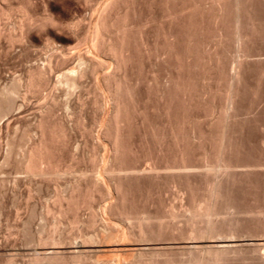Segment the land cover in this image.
Here are the masks:
<instances>
[{"label":"bare ground","instance_id":"obj_1","mask_svg":"<svg viewBox=\"0 0 264 264\" xmlns=\"http://www.w3.org/2000/svg\"><path fill=\"white\" fill-rule=\"evenodd\" d=\"M45 1L47 5L48 2H50V0ZM76 1L79 2V0ZM80 1H84V3L88 5L94 3L96 5L98 2V6L96 7L95 5H89L91 8L94 7L95 9L90 8L93 10L94 14L92 16L90 15L91 20L85 25V20L83 21L82 19H77V21L75 20L68 23L60 22L53 18L48 13L50 10L48 11L47 9H44L46 11L44 17H40V15L38 16L33 12L32 7L34 5V0H21L16 6L11 3V0H0V23L2 20L11 19L13 13H19L21 15L18 23L15 26L13 25L14 28H12L10 33H7V37L12 44L20 43L23 45L26 44L25 42L32 40L31 32H33V28L36 29L37 22L38 28L41 27L47 31L61 28L70 33V36L63 37V35L58 33V30H55L53 36L48 37L45 44L46 50L48 49L52 53L46 57L44 64L29 70L23 79L24 88L28 94H39L43 88L50 86L49 94L45 96L44 100H42L43 102L38 107L37 113L39 114V121L36 125V133L39 135L38 140L32 143L27 150L25 149L26 151L20 152L21 154H19L18 152L21 149L15 152L14 149L16 147L14 148V142L12 143V140L10 141L7 139L6 145L4 144L6 146V152L3 161L8 164L12 161L13 156H15L16 159L20 156L21 158L17 161L19 170L30 179V185L34 184L36 185L34 187H38L37 189L40 190L42 186H39L42 184V181L55 182V180H59L62 176L66 174L69 175L73 172L70 170V166V169L67 167V169L60 168V155L63 149H66L65 146L67 143L65 128L60 123V125L56 122L52 123V120L55 117L56 110L60 106H62L61 108H64L68 114L70 113V115L75 112L65 101V104L61 103V105L59 103L57 91H61L66 97H72L74 93L83 88V82L88 75L93 78L95 77V86L92 90L94 94L92 106H95V108L102 112V117L99 119L102 129L96 141L99 142L100 147L104 148L106 146L102 143L103 141L110 147L109 154L105 152L108 155L104 156L101 161L99 159L100 165L94 164L95 166L92 168V175L90 174V177L84 178L85 175L83 179L80 177L82 181L78 179L80 182L77 181V183L69 189L68 193L57 190L58 188L54 190L55 201L53 208L55 207L57 209L52 210H56L58 215H53L56 219H54V221L51 220V231L49 230V234L51 233V235L46 234L47 236L43 238L39 233L34 234L31 231L33 235L31 233L32 236L30 237L32 242L38 243L37 245L39 246L41 245L44 248L51 246V250L42 252L34 251L31 254L34 258L32 261H29V264H233L235 262H241L242 264H264V205L256 210H245V208H242L236 203L235 195L233 194V188L237 185L236 181L239 180V178L242 179L241 177L248 178V176L251 177L252 175H261L260 173L264 175V164L256 162V164L251 165H238L234 162L235 159L233 161L234 155L236 154L234 145L235 132L233 128L235 123L233 124L231 121L232 119L230 120L233 114L230 116L226 111L225 113L222 112L224 116H220V118L215 121H211L208 125L209 128L202 130L203 128L200 129L198 126L200 119L198 120V118L195 117L186 118L188 116L183 117V115L180 117L172 113L175 109L171 111L172 97L177 94L185 93L184 74L188 73H185L187 69H189V72H193V76H189L190 78H194V82L192 81L194 85L198 83L196 81L201 79V81L205 83L203 86H206L207 94H214L213 87L211 86L213 83L211 82L212 77H210V74H212L211 70L213 68L216 69V72L221 70V57L223 54L220 55L219 53L220 47H222L223 43L227 40H230L229 38L233 41L232 43H236L237 46L239 45L238 47H246L247 38L249 37V28L254 25L255 21H258V24L260 21H263V18L255 14V10L248 4L251 0H103L101 3H99L100 0ZM157 10H159V12H156ZM205 17L216 23V34L212 35V39L214 40L212 41L215 42L216 48H213V52L210 50L211 53L207 54V57L206 55L204 56V53L206 54L207 51L204 53V49L202 51V57L204 56V58L206 57L208 59L207 62L204 61L205 64L208 63V65L213 67L209 71V76L208 74L201 75L202 72H200L202 70H200V68L203 67L201 65L203 59L201 57V49L203 47L201 39L204 33L202 21ZM227 20L231 22L229 26L232 25V31L231 28H229L231 31L229 36L228 33L225 32L226 29L224 30L225 26H223L224 22L226 25L228 22ZM155 24L159 25V28L153 27ZM35 25L36 27H34ZM255 27L256 26H254V28ZM14 31L17 32L15 33L16 35H14ZM226 38L227 40L225 41ZM206 40L208 41L209 39ZM202 41L204 43L206 42L204 40ZM69 43H73L74 45H72L71 48L73 51L71 55L67 54V50L65 51L63 49L64 46H62L64 44H68L69 46ZM58 45L62 47L58 49ZM231 46H233V44ZM209 47L211 48V46ZM248 49L250 51V48ZM221 51L222 50H220V52ZM136 53L140 55L141 62H144V59L150 60L152 57H155L154 59H160L162 57V59L171 60L174 65V67H172L175 69L176 77H173V74L172 76H168L169 78L167 77L168 80H165L166 83L163 85V89L164 86H166L167 91H161L162 96H160L161 98L166 97L164 98V100H166L164 102V107H162L163 112L160 117L162 116L164 118L161 123V125L164 126L161 127L170 129L168 133L165 132L166 129L164 131L162 129V132L160 131V124L154 123L148 115V107L146 108L147 104L145 103L146 106L142 105L145 99L140 95V85L142 83L139 69L141 68H138V65H136L139 71L137 72L134 67ZM165 59L164 61L162 60L164 64ZM71 61H77V65L69 68V63ZM137 62L140 63L139 61ZM166 65L170 66L171 64L169 65L167 62ZM239 65L241 66V64ZM223 71H220V73L216 75V81L220 82L219 80H223L226 76V74L224 76L226 70L224 73ZM203 72L205 71L203 70ZM54 74H57V79L53 84L50 76ZM145 75L147 76V73ZM160 76L162 77V75ZM244 77L245 76H243V78ZM240 78V74L227 78L229 90L226 97L225 110H229L230 112L227 111L229 113L237 106L235 104L239 95L238 88L241 80ZM153 81L157 84V78H154ZM224 81H226V79H224ZM144 82L145 80L143 83ZM189 82H191V79ZM218 82L216 83L218 84ZM21 83L23 84V82ZM21 83L14 81L11 85L9 84L10 86L0 88L2 89L0 90V129L2 126L6 129H9L11 126L10 123H1L3 118L11 114V112H14L17 106V98L19 101V90L21 91L22 89ZM162 83L164 84V82ZM159 85L160 84H158V86ZM150 86H152V84ZM218 87L219 86H217V88ZM172 89L174 94H171ZM193 94L195 95V92ZM178 97L181 96L179 95ZM179 99L181 100V98ZM197 99L199 100V98ZM80 102L81 99L79 100V103ZM178 102L179 100L177 103ZM184 102L185 100L182 103ZM80 104L84 106L82 102ZM174 104L176 103L174 102L173 105ZM156 106L154 105L155 110ZM135 120L138 121L137 124H139L140 127H143L142 136L145 139L149 135L152 136L153 141L158 145L160 153L163 152V147L166 145L169 147L171 144L173 147H176L178 153H180V155H178V157L180 156V163L178 162L176 165H170V163L168 164L169 161L167 162V160H169L168 158L163 164L158 163L159 161L152 160L154 163H150L151 166L145 169H142L143 167L141 168V165L130 164V156L134 158L132 155L133 152H135L133 147L138 146H132L133 143L130 139L134 133V130L132 131L134 128L133 123L137 122ZM185 130H187L191 137L198 141V145H201L200 147L204 149V162L200 166L187 165L184 161L186 145H182V142L185 140L183 138ZM132 139H134V137ZM0 145L2 149V144ZM181 146H184V148H181ZM108 147L106 146L105 148L107 149ZM196 150H198V148ZM163 155L164 153L162 156ZM151 157L153 156L151 155ZM162 159H165V157ZM135 160L136 157L133 161ZM200 160L202 159H199V161ZM194 177H201L204 179L205 196L201 194V196H198L199 193L197 192L198 194L196 195L194 192V189H197L196 183L192 182ZM18 178L13 179L16 180V183L12 181L17 187V184L20 183V178ZM24 179L22 180L24 181ZM163 179L167 181L171 180L174 185H177V181L179 182V180H185L186 186L182 191H184L183 193L189 199L187 206L182 205L183 210L181 209L182 211L178 212L174 205L160 203V205L164 204L166 206H160L161 209L155 207V210H149L148 207V210L143 209V211L140 210L142 212L138 211L137 204L140 202V197L136 198L134 192L143 186L144 190H146V194H144L147 200H149L153 195V190H155L153 186L157 185V187H159L158 182ZM6 181H0V186L1 184H5ZM6 185L8 184L3 185V187ZM15 186H13L14 189ZM48 188L49 187L46 189ZM31 189L35 190V188ZM62 189L64 188L62 187ZM158 189L160 190V188ZM1 190H4V188L2 189L1 187ZM140 190L142 191V188ZM31 195L32 193L29 191V199ZM96 197L109 200V202L101 208L100 214L95 211V206L93 205L94 198L97 199ZM184 198H182V200ZM151 205L154 207V202ZM145 206H148V203H145ZM156 206L159 207V203ZM139 207L141 208V206ZM83 208H86L90 212V217L88 221L85 222L86 224H81V219L79 220V212ZM52 210L51 208H47V213H55ZM70 212H72V220L70 221H72V225L76 228V231H74L76 233L72 234L70 237L67 235H65L67 237H64L61 234L62 231L60 232L59 229L60 223L62 224L59 217L65 216ZM239 215H246L247 217L250 215V219L253 220L254 218L255 223L250 224L248 223L249 221L247 222L245 219L239 218ZM28 221H30V219ZM63 222H65V220H63ZM68 222L69 221H67V224ZM69 223L71 224V222ZM25 225L29 226L28 222H24L23 226ZM73 226L71 229H73ZM27 228L29 230V227ZM27 228L25 227L24 229ZM43 230H45V228H43ZM84 230L88 232L85 233ZM25 233L26 232L23 234ZM25 236L27 237V235ZM29 236L30 234H28V237ZM246 239L255 242L252 246H250V244L246 245L245 242V244L243 243ZM67 241L68 244H66ZM140 244H144L146 247L141 248L143 245L140 246ZM63 245L66 247L64 248ZM63 248L64 250H60ZM39 249L42 248L40 247ZM5 264H14V261L10 258Z\"/></svg>","mask_w":264,"mask_h":264},{"label":"rangeland","instance_id":"obj_2","mask_svg":"<svg viewBox=\"0 0 264 264\" xmlns=\"http://www.w3.org/2000/svg\"><path fill=\"white\" fill-rule=\"evenodd\" d=\"M15 1L11 0V3L14 6L19 4L21 0H19V1L15 0ZM102 1L103 0H100L99 3H101ZM255 2H256V4H255ZM251 3L253 4V6ZM248 4H250L252 9L255 10L254 11V12H256L255 14H257L261 18H263L262 19L263 21H260L259 24H258V21H255L254 25H252L249 28V35H248L249 37L247 38V45H246L247 48L246 47H243V48L238 47L239 45L237 46L236 43H235L236 45L234 43H232L233 41L229 37L228 38L230 40H227V38H226L225 41L226 40L227 41L225 43H223V45H222V47L224 49L222 47H220L221 48L220 50H222L223 53H222V51L220 52V50L217 48L219 50L220 55L223 54L221 57L222 62H221V70L220 71L222 72L223 70L224 71L226 70L225 73L223 71L224 76H225V74H226V76L223 78V80L222 79L219 80L220 82L216 81V78H217L216 75L218 73H220V71L216 72V69L211 67V65H208V63L205 64V62L208 61V59L206 58L207 54H210L211 51L212 52L214 51L213 48L214 49L216 48L215 42H213L214 40L212 39V35L216 34V29H215L216 23H214L213 20L208 19L207 17L203 18L205 21L204 20L202 21V24H203L202 29L204 28L203 29L204 33L203 32L202 33L204 36L202 35L203 38L201 37L202 38L201 43L203 46L201 49V53H202L203 49H204L203 53L206 51L207 52H206V54L204 53V56L206 55L205 58H204V56L202 57L203 53L201 54V57L203 58L202 61L203 62L205 61V62L203 64V62L201 61V65L203 67L201 66L202 68H200V70L201 69L202 70L200 72H202L201 75L208 74V76H209V74H210L209 71L213 68L211 70L212 74H210V77H212L211 82L213 84H211V86L213 87L212 89H213L214 94H211V95L209 93L207 94V88H206V86H203V85H205V83H203L204 81H201V79L196 81L198 83H195V85H194V83H193L194 78L193 77L190 78V76H189V75L193 76V72L192 71L189 72V69H187L185 71V73H187V72L188 73L184 74V76H185V79H184V83H185L184 88L185 89H184V91L186 94L185 93L179 94L181 97H178L179 96L178 94H177L178 96L172 95L173 101H172V106H171V111H172V109H175L172 111V113L174 115H178L180 117H182V115H183V117L188 116L186 118H194L195 117V118H198V120L200 119L198 122V126L200 129L203 128L202 130H206L207 128H209L208 125L210 124L211 121H215L216 119L220 118V116L221 117L224 116L223 114L225 113V111H226V113H228V115L230 114V116L233 114L232 117L230 118V120L232 119L231 120L232 123L233 124L235 123L234 124L235 126L233 125L234 126L233 128H234V132H235L234 133V138H235V140H234L235 144L234 145H235L236 154L234 155L235 157L233 158V161L235 159L234 162L238 165H245V164L251 165V164H256V162H258L259 164H264V149H263L264 148V35H263L264 34L263 33L264 32V26H263L264 23H261V22H264V15H263L264 14V0H260V3H259V0H251V2H249ZM89 5L84 3V1H80V0H79V2L76 0H50V2H48V5H47L45 0H42V1L41 0H34V5H33L32 9H33V12L35 14H37L38 16L40 15V17H44V15L46 14L45 10L47 9L48 11L50 10L48 13L53 18L57 19L60 22L68 23V22H72L75 20L77 21V19H79V20L82 19L83 21L84 20L86 21V22L84 21V25H85V24H88L90 22L91 16L94 14L93 10H91L94 7L91 8L90 6L95 5V3L91 4L90 6ZM255 5H257V6H255ZM96 6H98V2L96 3L95 7ZM156 12H159V10H157ZM20 16L21 15L19 13H13L11 19L9 18L7 20H2L0 23V28H2V29H0V88H4V86L8 87L14 81L18 82V83L23 82V84L22 83L20 84L22 86V89H21V91L19 90V95H18L19 101L17 98V106L15 107L14 112H11V114H9L5 118H3L2 123H1V124L10 123V125H11L9 128L10 130L4 128L3 126L0 129V131H1L0 132V144H2V149L0 148L1 149V151H0V181L8 180L5 183L8 185L3 187V185H5V184H1V186H0V194H1L0 195V249H1L0 250L1 251L0 252V264H5L6 261H8L10 258L14 261V264H26V263L29 264L30 263L29 261H32V259L34 258V256L31 255L34 251L42 252V251L51 250L50 249L51 246H48L49 248L46 246H45L46 248H44L41 245L39 246V245H37L38 243L32 242V239H30V237L33 235V233L34 234L39 233L40 236L42 235L43 238H45L47 236L46 234L51 235V233L49 234V232L51 231V229H50L51 228V225H50L51 220L54 221V219H56V218H54V216H56V214L58 215L56 210L55 211L52 210V209H57L55 207L53 208V204L55 201V198H54L55 191L54 190L56 188H58L57 190H61V191H64L65 193L66 192L68 193L69 189L72 186H74V184H76L77 181L78 182L82 181L84 175H85L84 178L90 177L92 175V168L95 165H100V161L102 160V158L104 156L108 155L110 152L109 151L110 147H108L109 145L107 143H105L104 141L102 142L103 144H105L108 147L106 149L105 148L106 146L104 148L100 147L99 142L96 141L97 140L96 138H98L97 136L100 134L101 129H102V127L99 123V119H101V117H102V112L99 111L97 108H95V106H92L93 105L92 101L94 98V94H93L92 90L94 89V86H95V77L93 78L92 76L88 75L89 77L87 76L85 78V81L83 82L84 83L83 88L80 89L78 92L74 93V95H72V97L71 96L66 97V96H64V94L61 91H57L59 103L65 104V102H66L67 104H69L73 108V110L75 112L70 115V113L68 114L65 111V109L61 108L62 106H60L56 110V114L54 115L55 117L52 120V123L53 122H56L58 124L60 123L65 128L64 130H65L67 143L65 146L66 149H63L62 154L60 155V162H59L60 168L61 169L62 168L67 169L70 166L71 169L70 168L69 169L72 170L73 172H71L69 175L66 174V175L62 176L59 180H55V182L51 181L52 184H51V182H48V181H44V182L42 181L41 182L42 184L39 186V187L42 186L41 190H40V189H37L38 187H34L36 185H34V184L30 185V183H31L30 179L27 177L26 174H24L21 170H19L18 165H17V161L21 158L20 156H18L17 159L15 156H13L12 161L9 162L8 164L3 161V158L5 156L4 154L6 152V148H5L6 144L5 143H6L7 139H9L10 141L12 140V143L14 142V144H13L14 148L18 147L17 149L16 148L14 149L15 152L18 151V149H21L18 152L19 154H21L23 151H26L31 146L32 143H35V141H37L38 137H39L38 133H36L37 132L36 131V125L39 121V114L37 113L38 107L43 102L42 100H44L45 96L47 94H49L50 86L43 88L39 94L38 93H35V94L29 93L28 94V92L24 88L25 85H24L23 79L25 78V76L29 70H31L32 68H34L36 66H41L42 64H44L46 57L52 53V52H50V50H48V49H47L48 51L46 50L45 44H46V40L48 39V37L53 36V34L55 33V30H58V33H60V35H63V37L70 36V33L68 31L63 30L61 28L60 29L59 28L53 29V30H51L52 32L49 30L48 31L44 30V28H41V27L38 28V22H37V27H36V25L34 26V27H36V29L33 28L34 30L32 29L33 32H31L32 40L25 42L26 44H23V45L20 43L12 44L9 41V38L7 37L8 36L7 33L8 32L10 33L12 28H14V26L18 23ZM14 18H16L17 20ZM8 21H9V23H8ZM227 21L226 22L228 23V25H227V23L225 25V22H224L223 26H225L224 30L226 29L225 32H227L228 36H229L231 34V31H232V25L229 26L231 24V22H229V20H227ZM213 24H215V25H213ZM158 26L159 25L155 24L153 27L159 28ZM254 26H256V27L254 28ZM259 26H261V27H259ZM205 27H206V30H205ZM156 28H154V29H156ZM229 28H231V31ZM15 33H17V32L14 31V35H16ZM206 39H209V40L207 41ZM160 40H162V39H160ZM202 40H204L206 42L204 43ZM228 42H230V43H228ZM231 43L233 44V46H231L232 45ZM212 44H214V45H212ZM60 45L57 46L58 49L60 47L64 46L63 49L65 51L67 50L66 53L69 55L72 54L71 52H73V51L71 50V48H72L73 43H69V46H68V44L67 45L64 44L62 46H60ZM225 45H226V47H225ZM24 46H26V47H24ZM209 46H211V48ZM227 46L230 47L231 50ZM236 47H238V48H236ZM235 48L238 52L235 50ZM248 48H250V51ZM228 50H230V51H228ZM235 54H237V55H235ZM138 55L139 54L136 53V56H135L136 62L134 64L135 70L137 72L140 71L141 74L144 71H146L142 75L140 74V80L142 83L140 85V87H141L140 88V95L143 99H145L142 105L146 106L145 103L147 104L146 108L148 107L147 109H148V115H149L150 119L154 123H157L158 125L160 124L159 128H160V131L162 132V129L164 131L167 128V127L166 128L161 127V126H164V125H161V123L163 122L162 120L164 118L162 116L160 117V115H162V112H163L162 107H164V102L166 100V99L164 100V98H166V97L161 98L160 96H162L161 91L162 92H163V90L167 91V87L164 86V89H163V85H165L166 81L168 80V78H169L168 76H172V74H173V77H176L175 69L173 68L174 65L171 62V60L169 61V60H166L165 58H164L165 59V64H164V62H163L164 59H162V57L160 59L159 58L154 59L155 57L154 58L152 57L150 60L144 59V62H141L140 61V55L139 56ZM137 58H138V60H137ZM158 60H159V62H158ZM137 61H139L140 63H138ZM71 62H72V64H71ZM71 62L69 63V66H70L69 68L75 67L77 65V61H71ZM167 62L169 65L170 64L171 65L170 66L166 65ZM239 62H241V63H239ZM73 64H74V66H73ZM152 64H154V65H152ZM239 64H241V66ZM136 65H138L137 66L138 68H141V69H139V71H138V68L136 67ZM142 66H144V67H142ZM150 66H152V67H150ZM223 66H225V67H223ZM170 67H171V69H170ZM164 69H165V71H164ZM203 70L205 72H203ZM136 71H135V74L137 75ZM146 73H147V76L145 75ZM159 73H160V75H162V77L159 75ZM152 74H153V76H152ZM237 74L238 75L240 74V77H241L240 78L241 80L239 83V88H238V94L239 95L237 97L236 104H235L237 106H235L234 110H231L232 112L229 113L230 112L229 110H225L226 109L225 108L226 107V105H225L226 97H227V93L229 90V82H227L228 81L227 78L235 76ZM242 75L245 77L243 78ZM51 76H52V78H51ZM51 76H50V79H51L52 83L54 84L56 82V79H57V74H54ZM154 78H157V82H156L157 84L154 83L155 82V81H153ZM12 79H13V81H12ZM190 79H191V82H189ZM224 79H226V81H224ZM242 79H243V81H242ZM144 80H145V82L143 83ZM187 80H188V82H187ZM11 81H12V83L10 84ZM162 82H164V84ZM216 82H218V84ZM222 82H223V84H222ZM151 84H152V86H150ZM158 84H160V85L158 86ZM226 84H228V85H226ZM187 85L190 87H188ZM201 85H202V87H201ZM217 86H219V87L217 88ZM226 86H227V88H226ZM240 86H242V87H240ZM222 87H223V89H222ZM224 87H225V90H227V91L224 90ZM146 89H147V91H146ZM0 90H2V89H0ZM188 90H189V92H188ZM150 91H154V92H150ZM172 91H173V89L171 90V94H174L173 93L174 91L173 92ZM216 91H218L219 93ZM194 92H195V95L193 94ZM196 92L198 93V95ZM200 93H203V94H200ZM190 94H193V95H190ZM225 94H226V96H225ZM205 95H206V97H205ZM214 95H215V97H214ZM175 96H177L178 98ZM23 97H24V99H23ZM65 97H66V99H65ZM218 97H220V98H218ZM179 98H181V100H183V101L185 100V102L182 103L183 101H181ZM197 98H199L200 101ZM207 98H208V100H207ZM70 99H71V101H70ZM80 99H81V102L83 103L82 105H84V106H81V104H80L81 102L79 103ZM186 99L187 100L189 99V100L187 101ZM203 99L205 101V104H204ZM146 100L148 103L146 102ZM178 100H179V102L177 103ZM210 101L212 102V104ZM174 102L176 104L173 105ZM186 102H187V104H186ZM197 103H198V105H197ZM154 105L155 106L157 105L156 110H155ZM179 107H182V108H179ZM187 108H188V110H187ZM214 108H216V109H214ZM219 108H221V109H219ZM193 109H194V111H193ZM212 110H214V111H212ZM80 111H82V112H80ZM175 111H177V112H175ZM180 111H181V113H180ZM227 111H229V112H227ZM219 112H220V114H219ZM222 112H224V113L222 114ZM235 113L237 114V116ZM233 116H236V117H233ZM211 118H214V119H211ZM135 121H137V120H135ZM137 123H138V121L136 123H133L134 128L132 127L133 128L132 131L134 130L133 131L134 133L132 132L133 134H132V137L130 139H131V142L133 143L132 146H135V145H138V146L133 147L135 152H133L132 155L134 158H131L132 156H130V159H131L130 164H132V165L138 164L139 166L141 165L140 166L141 168L143 167L142 169H145V168H149L148 166H151V164L154 163L153 161H159L158 163L163 164L164 161L167 160V158L169 159V160H167V162L169 161L168 164L170 163V165H176L178 162L180 163V161H179L180 156L178 157V155H180V153H178V149L176 147H173V145H171V144H170L171 146L169 145V147H167V145H166L163 147V152L160 153L158 150L159 149L158 145L156 144L155 141H153L152 136L149 135L145 139L142 136L143 127H140L139 124H137ZM135 124L139 127H137ZM236 124H237V126H236ZM215 126H217V125H215ZM215 126H214V128H215ZM169 130L170 129H166L165 132L168 133ZM137 132L138 133L141 132V133L138 134ZM7 134H8V136H7ZM189 135L190 134L188 133V131L185 130L183 133V138L185 140H183L184 142H182V145L183 144H184V146L186 145V147H185L186 148V152H185L186 156L184 153V161L187 165L200 166L204 162V159H203V153H204L203 150L204 149H203V147L202 148L200 147L201 145H198L199 143L197 140H195L193 137H191V135L189 137ZM6 137H9V138H6ZM133 137H134V139H132ZM187 138H190V139H187ZM139 143H142V144H139ZM190 144H192V145H190ZM17 145H20V146H17ZM96 146H98V147H96ZM184 146L183 147L181 146V148H184ZM0 147H1V145H0ZM150 147H152V148H150ZM170 148H171V151H170ZM197 148H198V150H196ZM167 149H168V151H167ZM94 150H95V153H94ZM136 151L138 154L136 153ZM140 151H142V152H140ZM105 152H107L108 154H106ZM163 153H164V155L162 156ZM95 154H96V156H95ZM151 155L153 157H151ZM135 157H136V160L133 161V159H135ZM163 157H165V159H162ZM62 158H63V160H62ZM185 158H187V159H185ZM99 159H100V161H99ZM199 159H202L203 161L202 160L199 161ZM90 160H92V161H90ZM175 160H176V162H175ZM172 161H174L175 164ZM260 174L261 175H252L251 176L252 178L250 176H248V178L247 177H241L242 179L239 178L240 181L237 180L238 181V182L236 181L237 185L235 184L236 186H234V188H233V194L235 195L234 197H235L236 203H238V205L241 206L242 208H245V210H248V211L254 210V209L256 210L257 208H260L261 206L263 207V205H264V200H263L264 199V175H262V173H260ZM24 177H25V179H24ZM80 177H82V179ZM15 178L16 179L18 178L20 181V183L17 184L18 187L15 186L16 184L14 185V183L12 182V181H15V183H16V180H13ZM21 178L24 179V181ZM245 178L247 179V181ZM78 179L79 180L81 179V180L79 181ZM249 179H250V181H249ZM9 180L11 181V183ZM203 180L204 179L201 177H194L192 179V182L196 183L197 189L194 186V188H195L194 192L196 193V195L199 193L198 196H201V195L205 196L206 195L205 184H204L205 181H203ZM164 181H166V182H164ZM180 181H181V183H180ZM252 181H253V183H252ZM144 182H147V181H144ZM160 182H158L159 187H157V185L153 186V189H155V190H153V195L151 197L152 200L151 199L147 200V197L145 195L146 190H144L143 186L141 188H142V191H145V192H142L140 190L141 188L137 189L140 192H138L137 190L134 192L136 198L140 197V202H138L139 204H137L138 211H140V210L143 211V209L148 210V207H149V210H153V209L155 210L156 209L155 207H157V209H161L160 206L163 207L166 205H174L176 211L178 210V212H180L183 210L182 205L187 206L189 199L183 193L184 191H182V189L186 186L185 180H179V182L177 181L178 186L174 185L171 182V180L167 181V180L163 179ZM163 182H164V184H163ZM13 186H15V189ZM1 187H2V189L4 188V190H1ZM29 187H30V189H29ZM47 187H49V188L46 189ZM62 187L64 189H62ZM6 188H7V190H6ZM31 188H35L36 191L34 189H31ZM158 188H160L161 191ZM162 188H164V189H162ZM29 191H31V193H32V195H31L32 199L28 198V192ZM5 192H6V195H5ZM154 195H156V196H154ZM96 198L98 200L94 198V201L95 200L96 201L95 202L93 201V205L95 206V211L98 214H100L101 208L105 204H107L109 202V200L104 199L102 197H100L101 200L99 199V197H96ZM182 198H184V199L182 200ZM27 199H29V200H27ZM144 200H146V201H144ZM155 200L158 202H156ZM147 201H149V202H147ZM153 202H154V207H152V205H151ZM145 203H148V206H145ZM158 203H159V207L156 206V205H158ZM160 203L161 204L164 203L166 205H164V204L160 205ZM182 203H184V204H182ZM139 206H141V208ZM47 208H51V210L54 211L55 213L48 214ZM150 208H152V209H150ZM142 211H140V212H142ZM71 213L72 212H70L69 214H66L65 216L59 217L60 220L62 221V224L60 223V225H59L61 228L59 227V229H60V232L62 231L61 234L64 237H67V236L70 237V236H72V234L76 233V232H74V231H76V228L72 225V221H70V220H72V218H71L72 214ZM89 213H90L89 210H87L86 208L81 209V211L79 212V220L81 219L80 220L81 224L82 223L86 224L85 222L88 221V219L90 217ZM46 214H47V216L49 215L48 218H47ZM249 216L250 215H248V217ZM238 217L243 219V220L245 219V221H247V222L249 221L248 223H250V224L255 223V219L253 217H251V218H253V220L250 219V217L248 218L246 215H242V216L239 215ZM57 218H58V216H57ZM27 219L28 220L30 219V221L32 223L30 221H28ZM63 220H65V222H63ZM53 221H52V223H53ZM67 221L71 222V224L69 222L67 224ZM22 222L23 223L28 222L29 226H26V225L23 226ZM46 222H47V224H46ZM103 225H104V223H103ZM72 226H73V229H75V230L71 229ZM25 227L26 228L29 227L30 231L28 230V228L24 229ZM43 228H45V230H43ZM18 232H19V234H18ZM20 232H21V235H20ZM22 232L23 233L26 232V233L23 234ZM84 232L87 233L88 231L84 230ZM27 233L30 234L29 237H28ZM31 233H32V235H31ZM25 235H27V237ZM65 235H67V236H65ZM244 242L246 243V245L250 244V246H252L255 241L246 239V241H243V243ZM66 244H68V241ZM140 246H142L141 248L146 247V245H144V244H140ZM40 247L42 249H39ZM63 247L65 248L66 246L63 245ZM64 248L60 249V250H64ZM2 252H4V253H2ZM237 263L240 264L241 262H235L233 264H237ZM253 264H258V263H253Z\"/></svg>","mask_w":264,"mask_h":264}]
</instances>
